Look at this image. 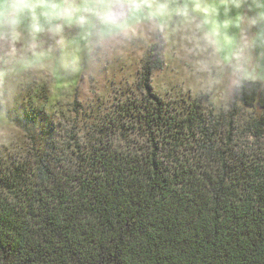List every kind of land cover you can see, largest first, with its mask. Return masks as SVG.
Listing matches in <instances>:
<instances>
[{"label":"trees","instance_id":"1","mask_svg":"<svg viewBox=\"0 0 264 264\" xmlns=\"http://www.w3.org/2000/svg\"><path fill=\"white\" fill-rule=\"evenodd\" d=\"M142 64L146 107L127 112L143 140L101 134L75 168L44 150L0 162V264H264V83H236L230 105L262 111L240 137L201 95L170 106L153 94L160 55ZM34 116L17 122L46 143Z\"/></svg>","mask_w":264,"mask_h":264},{"label":"rangeland","instance_id":"2","mask_svg":"<svg viewBox=\"0 0 264 264\" xmlns=\"http://www.w3.org/2000/svg\"><path fill=\"white\" fill-rule=\"evenodd\" d=\"M15 2L33 7L6 18L0 0V104L8 111L0 109L2 163L44 150L67 153L61 161L75 168L70 157L101 134L143 140L127 108L132 100L146 107L142 63L159 55L148 84L170 106L201 95L207 111L228 110L240 137L262 113L230 102L239 78L264 83V0ZM116 2L130 5L120 22L109 18ZM22 112L39 120L27 123L31 129L44 119L45 132H33L46 143L25 137Z\"/></svg>","mask_w":264,"mask_h":264},{"label":"water","instance_id":"3","mask_svg":"<svg viewBox=\"0 0 264 264\" xmlns=\"http://www.w3.org/2000/svg\"><path fill=\"white\" fill-rule=\"evenodd\" d=\"M130 5L124 2H116L110 9L109 18L113 21L120 22L128 15Z\"/></svg>","mask_w":264,"mask_h":264},{"label":"clouds","instance_id":"4","mask_svg":"<svg viewBox=\"0 0 264 264\" xmlns=\"http://www.w3.org/2000/svg\"><path fill=\"white\" fill-rule=\"evenodd\" d=\"M26 7H33L32 5H25L21 3H16L15 0H3L2 8H3V14L6 18L8 17H16L17 14L21 9H24Z\"/></svg>","mask_w":264,"mask_h":264},{"label":"crops","instance_id":"5","mask_svg":"<svg viewBox=\"0 0 264 264\" xmlns=\"http://www.w3.org/2000/svg\"><path fill=\"white\" fill-rule=\"evenodd\" d=\"M1 3H2V0H1ZM0 6H1V4H0ZM129 11V10H128Z\"/></svg>","mask_w":264,"mask_h":264}]
</instances>
